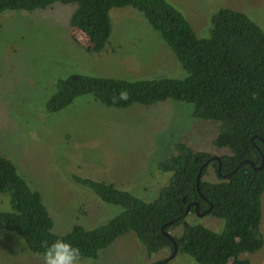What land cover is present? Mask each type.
<instances>
[{
  "label": "rangeland",
  "instance_id": "1",
  "mask_svg": "<svg viewBox=\"0 0 264 264\" xmlns=\"http://www.w3.org/2000/svg\"><path fill=\"white\" fill-rule=\"evenodd\" d=\"M168 1L184 13L200 37L208 34L211 17L221 8L246 13L264 31V0ZM75 10L74 5L56 2L45 9L0 16V150L41 193L58 235L77 225L93 229L108 224L123 212L76 183L73 176L114 184L154 201L171 178L159 165L177 155V143L216 157L230 153L214 145L219 122L197 119L191 104L172 99L120 109L87 94L61 111L49 112L47 104L57 83L72 74L131 81L187 77L171 48L134 8L111 10L110 41L101 53H93L88 36L71 27ZM203 179L219 181L214 166ZM11 209L10 197L0 193V211ZM186 223L216 232L224 229L223 220L210 215L190 213ZM182 231L179 226L170 234L180 236ZM171 255L165 249L148 256L130 232L101 250L96 260L77 258L75 264H154ZM242 258L264 264V247ZM0 264L45 261L19 236L3 231ZM169 264L199 263L177 253Z\"/></svg>",
  "mask_w": 264,
  "mask_h": 264
},
{
  "label": "trees",
  "instance_id": "2",
  "mask_svg": "<svg viewBox=\"0 0 264 264\" xmlns=\"http://www.w3.org/2000/svg\"><path fill=\"white\" fill-rule=\"evenodd\" d=\"M56 2L76 6L70 25L88 36L93 53L108 47L111 10L134 8L171 48L187 77L131 81L72 74L57 83L47 104L49 112L61 111L87 94L107 107L120 109L172 99L191 104L197 119L219 122L214 145L230 153L215 160L216 156L177 143V155L159 165L171 178L154 201L114 184L73 176L76 183L123 212L108 224L93 229L77 225L68 234L58 235L41 193L30 187L0 150V193L10 197L12 208L0 211V233L19 236L38 257H44L46 248L60 240L79 250L78 259L96 260L101 250L130 232L136 234L148 256L165 249L173 255L174 245L166 234L183 226L182 234L173 236L178 253L199 264H251L242 256L264 247V166L260 168L264 157V31L246 13L221 8L212 15L208 34L200 37L184 13L168 0H0V16L33 12ZM123 91L128 93L127 100L120 99ZM210 166L215 167L218 182L203 179ZM197 204L199 213L210 209L207 215L223 220L221 232L186 223L190 213L198 214ZM171 222L173 225L163 229ZM171 259L154 264H169Z\"/></svg>",
  "mask_w": 264,
  "mask_h": 264
},
{
  "label": "clouds",
  "instance_id": "3",
  "mask_svg": "<svg viewBox=\"0 0 264 264\" xmlns=\"http://www.w3.org/2000/svg\"><path fill=\"white\" fill-rule=\"evenodd\" d=\"M120 99L127 100L128 93L126 91L121 92ZM78 257V249L72 248L60 240L48 246L44 252L45 264H75Z\"/></svg>",
  "mask_w": 264,
  "mask_h": 264
},
{
  "label": "water",
  "instance_id": "4",
  "mask_svg": "<svg viewBox=\"0 0 264 264\" xmlns=\"http://www.w3.org/2000/svg\"><path fill=\"white\" fill-rule=\"evenodd\" d=\"M215 160H219V158L218 157H215L214 158ZM211 161L212 160H210V161H208L207 163H205V165H204V167L205 166H207V165H209L210 163H211ZM246 163H249L250 165H252V166H254V163L252 162V161H246ZM242 164V163H241ZM241 164L239 165V167L241 166ZM264 166V157L262 158V165L260 166V168H262ZM219 172H220V169H219ZM200 175L198 176V178H197V182H198V184L200 183ZM198 204L196 205V212L198 213V215L199 216H206L207 215V213L210 211V209L207 211V212H204V213H199L198 212ZM190 209H191V205H189L188 206V208H187V210H186V214H188L189 212H190ZM170 225H173V222H171V223H168L167 225H165L164 227H163V229L166 227V226H170ZM167 235V237H169L171 240H172V242H173V245H174V253H173V255L170 257V259L171 258H173L174 256H176V254L178 253V248H177V246H176V242H175V240H174V237L170 234V233H167L166 234ZM166 260H169V259H166Z\"/></svg>",
  "mask_w": 264,
  "mask_h": 264
},
{
  "label": "crops",
  "instance_id": "5",
  "mask_svg": "<svg viewBox=\"0 0 264 264\" xmlns=\"http://www.w3.org/2000/svg\"><path fill=\"white\" fill-rule=\"evenodd\" d=\"M263 216H264V195L262 197V219H263ZM261 231H262V234L264 236V221H263V223L261 221Z\"/></svg>",
  "mask_w": 264,
  "mask_h": 264
}]
</instances>
